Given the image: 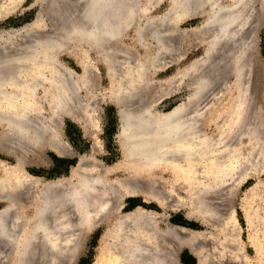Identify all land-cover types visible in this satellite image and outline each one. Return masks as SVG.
Returning a JSON list of instances; mask_svg holds the SVG:
<instances>
[{
  "label": "bare ground",
  "instance_id": "6f19581e",
  "mask_svg": "<svg viewBox=\"0 0 264 264\" xmlns=\"http://www.w3.org/2000/svg\"><path fill=\"white\" fill-rule=\"evenodd\" d=\"M40 1L44 8L34 21L0 30V151L16 158L13 165L0 160V200L7 202L0 208V236L15 246L16 264H24L21 259L26 257L28 245L39 237H35L36 232L48 240L45 242L54 254L69 256L71 263L82 233L101 223L106 227L101 238L104 247L93 264H180L182 247L189 250L197 264H247L238 246L239 221L232 216L224 193H219L220 188L215 186L194 184L199 158L213 159L223 153L222 160L231 153L240 155L243 137L247 138L251 153L261 160L264 157L261 134L264 121L257 119V109L254 119L249 117V76L245 62L247 54L255 48L261 21L259 0H169L167 11L160 16L148 14L149 7L158 0ZM9 4L15 6L16 0H10ZM4 5L0 0L1 10ZM9 8L0 10V16ZM180 12L183 17L201 12L205 18L195 27L180 29L176 23ZM43 14L53 16V26L47 28ZM129 30L134 31L143 45V55L121 45ZM181 37L204 42L203 54L172 76L152 82L150 71L165 64L166 58L171 60V55L184 44ZM149 39L156 43L153 51ZM64 49L83 56L79 75L67 68L58 70L63 64L57 54ZM89 51L107 67L109 96L118 107L117 139L122 158L113 165L99 167L93 156L81 155L69 176L48 181L29 177L21 168L22 161L27 152L35 151L42 142H47L59 155L71 152L57 127L40 112L42 96L38 97V89L43 90L52 107L55 124L61 112L78 121L94 115L91 107L81 104L76 96L80 89L92 93L86 75L91 64ZM230 77L232 89L221 92ZM182 82L190 86L184 100L166 112H159L155 108L158 98L151 96L148 89L155 84L160 88L166 85L171 92ZM225 93L228 98L220 103ZM75 101L81 105L74 104ZM208 110L215 129H219L217 132L204 131L202 117ZM222 171L226 176L230 173ZM169 172L176 182L192 185L195 190L185 216L213 230L165 224L161 213L140 205L127 211L122 209L124 199L135 195L167 207L168 194H164L160 182L162 174ZM28 207L32 209L30 215H26ZM243 213L251 227L253 213L248 207L243 208ZM24 222L30 225L23 227ZM255 239L250 237L251 245L260 254L262 245ZM9 243L6 245L11 246ZM34 259L27 260L35 262ZM57 259L60 260L49 257L56 264Z\"/></svg>",
  "mask_w": 264,
  "mask_h": 264
},
{
  "label": "rangeland",
  "instance_id": "374dc122",
  "mask_svg": "<svg viewBox=\"0 0 264 264\" xmlns=\"http://www.w3.org/2000/svg\"><path fill=\"white\" fill-rule=\"evenodd\" d=\"M2 1L5 5L4 7H2V10L0 9L1 11H5V9H8V7L11 8V6L12 8L11 10L9 8L8 12H6L3 16H0V28H1L0 30L16 28L32 22L36 19L37 14L40 12V9L44 8L40 0H16L15 6L9 4L10 0H2ZM258 4H260L261 6V11H260L261 21L257 30L256 39L254 41L256 45L254 44L255 48H253V51H250L251 53L250 52L248 54L246 53L248 56L246 55L247 57L245 59V62L247 68L246 74L249 76V83H247L248 84L247 90L249 93V97H248L249 117L254 119V113L257 114V112H255L257 109V111H259L257 114L259 115L257 119L259 121H264V0L261 1L259 0ZM168 7H169V0L155 1L149 7L148 14L150 16H160L167 11ZM181 14L182 13L180 12L179 13L180 17L178 16L179 21L176 22L177 26L180 29L181 28L188 29L195 27L199 23H201L205 18V14L201 12L193 13L192 15L187 17H183L184 15ZM51 16L47 14H43L42 16L47 28L49 26L50 27L53 26L51 21L53 19V16L52 17ZM128 32L129 33H127L126 36L122 38V41L120 42L121 45L123 46L126 45L125 46L126 49H130V51L133 52L134 54L143 55L145 53V49L143 45L140 44V42L136 39V36L133 33L134 31L129 30ZM175 39L176 38L174 36L173 41H175ZM180 39L184 44L182 43L183 45H180V47L177 49L176 54L173 53V55H171L170 58L171 60L166 58L165 64H162L161 67L160 65L156 66L155 69L153 68L150 71L149 77L152 80V82L154 81L156 83L172 76L175 72H177L178 70L189 64V62H192L193 60H195L196 58H198L203 54L205 48L204 42L198 43L195 40H192L191 37L188 38L186 37L184 39H182L181 37ZM148 41L150 44L149 45L150 49L153 51L156 47V43L155 41H152V39H149ZM89 55L91 58L88 56L89 57L88 61L89 64L91 63L93 67L91 66V64L89 65V68L87 70L88 72L86 73V75L88 79L87 84L88 87L90 86L92 93L89 94L85 90L80 89L79 91H77L78 95L76 96H78L77 99L81 102V104H87L91 107L92 114H94L92 115L93 118L91 116L86 119L84 116L82 119L83 121H78V119L74 118L73 116L61 112L58 114L59 116L57 115L58 116L57 120L59 121L56 120L57 123L55 124L54 123L55 121L51 118L52 107L50 106L49 102L47 103V99L46 96L43 94V90L38 89L37 92L38 97L42 96L41 97L42 99L40 98V105H39V108H41L40 112L45 117H47L48 120L50 119L51 123L53 122L52 126L54 128L57 127L58 132L61 135L62 139L65 142H67V144H69L71 152L67 155H59L47 145V142H42L40 145H38L39 146L37 147L38 150L35 149V151L33 152H27L24 160L22 161L21 168L27 173L29 177H39L37 178L39 179V181H48V180H54L59 177L69 176L71 169L77 164V161L81 155L93 156V158L96 159V161L99 163L98 164L99 167L101 166L107 167L111 164L113 165L122 158V154L117 139V132L119 129L118 107L109 96L110 80L107 72V67L103 62V60L97 57L96 54L93 53V51H89ZM82 58H83L82 55L76 54V52H73L71 49L60 50L58 51L57 59L63 64V67H60L58 70L61 72L63 68H67L69 70H72V72H74L76 75H79L83 69L81 64V60H83ZM168 60L169 62L167 63ZM165 61H163V63ZM232 79L233 77L229 78V80L224 84V87L222 88L223 90H221V92L225 91L227 93L229 89H232L231 88L232 85L230 83L231 81H233ZM174 83L175 82H173L172 87L174 86ZM180 84L179 86L175 87L171 92L169 91L170 87L166 85L160 88L161 86L156 87L155 84L151 87V89L150 88L148 89V92L150 90L151 96L156 97V99L158 98L157 101L155 102L156 103L155 108L159 112H166L170 110L173 106H175L177 103L181 102V100H184V97H186V95L190 91V86L188 82L187 83L182 82V84L181 85ZM154 86L155 88H153ZM252 89L254 92L252 91ZM164 91L165 92L167 91L166 92L167 94L164 93ZM162 92L164 93V95L162 94ZM226 93L222 96V99L224 100L220 98L221 101L220 103L226 101V99L228 98V95ZM79 101L77 102L75 101L74 104L76 103L81 105ZM251 107L253 108V110ZM76 108L74 107L73 109ZM92 108H94V110ZM78 111L79 109L78 110L76 109V112L80 113ZM211 117L212 114L211 111L209 110L205 112V114L202 117L205 122L204 131L207 133H211L213 131L217 132V130H219L218 128L215 129V126L211 121ZM263 127L261 129V134L264 135ZM242 139L244 142V148L243 151L240 152L241 156L238 154L239 152H237L236 154L231 153L225 156L222 159L223 160L222 161L221 158L223 157V153H219L220 155L218 154L217 156L220 158V161L224 163L220 162L217 156H215V158L213 159L208 157H204V159L199 158L201 160L197 159L198 161L196 167L199 168V171L197 172L198 178H196V182L194 185L195 186L209 185L211 187L215 186L216 188H220V190L218 191L219 193H224L226 202L230 207V212L232 216L234 218H237V220L239 221V228H240L239 237L241 242L238 246L241 247V250H243L241 251V253L243 256L245 255L244 257L245 262H247V264H264L263 262L264 261V257H263L264 256V164H263L264 161L262 163L264 157L261 160L259 159L258 156L256 157L253 153H251L249 146L246 145L247 138L243 137ZM226 157L228 164H226L227 161L224 160ZM243 159L245 160L243 161ZM0 160H3L8 165H13L16 163V158L5 151H0ZM257 160L259 162H257ZM229 161L231 162L229 163ZM255 162H257L258 164ZM240 163L244 164L245 166ZM251 163L254 166H252ZM204 164H206L207 166ZM220 165L221 166L223 165L224 167H221ZM214 167H215V173H212V169ZM243 167L244 169L246 168L245 171ZM227 168L229 169L227 170ZM222 170H224L225 173L228 172L230 173H228L227 176L223 175ZM214 174H216V176L217 175L218 176L221 175V176L218 178V176L216 177L214 176ZM0 175H1V171H0ZM162 176H163V180L162 182H160V184L161 187H163L162 190L164 194L165 193L168 194V196L166 195L168 197V202H169V205L167 207H160L154 201L151 200L145 201L143 196L135 195V196H128L124 199V206L122 209L124 211H127L140 205L144 208L153 209L161 213L165 224L168 223L179 224L191 228L208 229L210 231L213 230L211 227L201 224L198 220H195L193 218H187L185 216L187 206L194 200L195 197V190L192 189L191 187L192 185L190 186L185 184L184 186V184H182L181 182L179 183L176 182L175 177L171 172L164 173L162 174ZM210 182L211 184H209ZM38 184L39 183H37L36 185ZM36 187L38 188L39 186ZM188 187H190L191 189ZM223 187L225 188L224 191H223ZM6 203H7L6 201L0 200V208L5 206ZM244 207H248L251 210V213H253L252 219H254L253 217H255L251 227L248 226L247 223L245 222L244 213H243ZM232 210H234L233 213ZM31 211L32 209L28 207L26 215H30ZM164 223H162V225H164ZM24 224L22 223L23 227H27L30 225L29 223L27 224V222L26 223L24 222ZM105 228H106L105 225L101 223V225L98 224L97 227L95 226L91 229L88 230L86 229L85 230L86 233L85 231L82 233V236L78 243L79 245L77 244L75 248V252H74L75 256L73 257V260H71V263L69 261L70 260L69 256L62 257V255L59 253H57V255L54 254L51 246L49 244L47 246L46 242L48 240L43 236H41L39 232H36L35 237H37V235L39 237L38 238L34 237L36 240L31 241L30 245H28L27 247L26 257H23L21 260L24 262V264L25 263L47 264L48 261L50 262L49 257H51V259L53 258L56 259L58 257L60 259V260L57 259L59 261V262L57 261L58 264L60 263L61 260L63 263L61 262L60 264H69V263L93 264L97 260L102 248L104 247V243L101 238L105 231ZM250 237H253L254 239L256 238L257 240L256 239L255 240L262 245V246L260 245L262 249L260 251V254H258L256 252L257 250L251 245ZM43 241L45 246H43ZM7 243L9 242H7L4 237L0 236V250L5 251L4 253L0 251L1 252L0 254H2L0 255V264H16L17 261L16 248L15 246H12L13 245L12 243H9L10 245L12 244L11 246L6 245ZM3 247L4 249H1ZM47 253L54 254L57 257H54V255L50 256ZM261 253L263 255H261ZM32 254L33 256H31ZM247 257L249 260L247 259ZM31 258L32 259L35 258L34 259L35 262H33V260L31 261L29 260L30 262L27 260ZM179 259H180V264H197L194 256L189 252V250L186 247L181 248V251L179 253ZM51 262L48 264H51ZM55 262L56 260L53 261L52 264H56Z\"/></svg>",
  "mask_w": 264,
  "mask_h": 264
}]
</instances>
